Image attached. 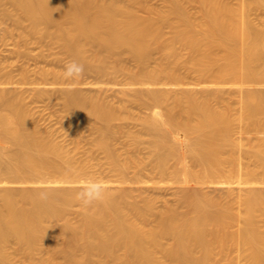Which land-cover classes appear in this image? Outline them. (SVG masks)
<instances>
[{"label": "bare ground", "instance_id": "1", "mask_svg": "<svg viewBox=\"0 0 264 264\" xmlns=\"http://www.w3.org/2000/svg\"><path fill=\"white\" fill-rule=\"evenodd\" d=\"M5 1L18 12L16 25L28 21L30 38L55 39L84 71L109 78L118 70L126 73L134 91L131 100L149 110L142 120L158 165L166 172L168 162H175L170 174L185 209L170 206L155 226L146 228L140 221L145 212L126 205V181L117 190L106 186L103 203L83 208L75 193L89 178V166L40 127L25 93L44 98L59 92L79 126L90 116L106 127L99 139L104 148L113 122L127 106L116 108L83 94L75 83L64 85L55 71L25 68L15 80L7 71L10 64L0 66V264H217L220 257L233 264V248L245 264H264V23L255 26L248 16L252 7L264 10V0H241L238 7L200 0L198 22L172 0L178 23L174 38L189 51L185 56L161 32L162 23H173L169 15H140L112 0ZM156 49L162 58L150 67ZM124 55L136 62L134 70L124 65ZM185 65L198 73V86L187 84L178 72ZM226 85L238 93L236 112L208 98H219ZM236 128L255 135V143L245 148L233 136ZM242 153L253 160L252 167H243ZM234 175L244 187L236 200L239 209L205 190ZM42 191L49 194L46 201L39 198ZM75 204L81 221L58 224ZM166 238L171 243L165 244ZM37 251L45 254L39 262L33 259ZM58 252L64 262L55 258ZM15 254L23 258L15 261Z\"/></svg>", "mask_w": 264, "mask_h": 264}, {"label": "rangeland", "instance_id": "2", "mask_svg": "<svg viewBox=\"0 0 264 264\" xmlns=\"http://www.w3.org/2000/svg\"><path fill=\"white\" fill-rule=\"evenodd\" d=\"M112 1H117L130 8L134 7L140 15H149L154 18L169 15L173 23H162L161 32L166 40L174 39L173 45L180 56L188 54L189 51L174 38L175 26L178 23L176 22L177 18L171 14L172 0H135L137 1L135 4L132 3V0ZM179 1L193 21L198 22L202 19L200 0ZM225 1L235 7L241 3V0ZM243 1L253 3L254 0ZM17 13L15 8L5 0L0 5V66L2 68L10 64L11 67L9 66V68L12 69L7 70L9 69L7 67L6 70L11 71L12 76L16 77L15 80L19 79L22 69L28 68L32 72L35 69L39 70L38 67L44 68L60 74V79L65 81L64 85L70 86L69 84L75 83L74 85H77L85 95L100 97L107 105L111 104L116 108L127 106L121 110L119 118L113 122L107 135V148H104L100 145L99 139L102 133H105L106 127L102 128L90 116H86L79 126L64 109L62 104L64 98L59 92H52L51 96L38 98L32 96V91H28L25 93V96H28L26 103L29 105V109L35 112L40 127L51 131L53 138L60 142L64 148L66 147L65 149L72 155H75L78 162H85L89 166V178L103 181L112 190H117L126 181L129 189L126 205L130 207L135 204L145 212L144 218H141L140 221L146 228L155 226L159 214L170 206L180 207V210H184L185 207L179 203L180 189L170 174L175 162L174 160L168 162L166 172L158 165L157 154L150 145L151 136L145 130L142 120L149 110L146 105L137 104L131 100L134 91L128 82L126 73L118 70L112 78H109L102 77L95 71H83L79 78L65 79V64L75 60L74 56L64 51L51 37L45 38L41 42L37 38H30L26 31L28 21L23 22L22 26L15 24ZM248 16L255 26L261 27L264 23V10L261 8L252 7ZM54 29L52 28V30ZM33 56L34 59H32ZM35 56H38V60ZM161 58L160 50H153L150 55L149 66L153 67ZM123 61L124 65L130 69L134 70L137 66L136 62L128 55L123 56ZM178 72L187 84L194 87L199 85L198 73L191 66H181ZM43 85L46 89L49 88L48 85ZM208 98L220 107L229 104L234 112L239 108L238 93L230 85L224 87L219 98L215 99L211 96ZM96 127H100V131L96 132ZM233 136L234 138H241L245 148L251 147L256 141L255 135L240 134L237 128ZM234 155L238 157L237 150ZM241 160L245 168L254 165L253 160L244 153L241 154ZM241 186L236 175H234L219 186L205 185V190L223 202L230 201L235 209H239L236 200L239 193L244 192V187ZM149 206L150 209H148ZM240 208L243 210V207ZM81 217L80 206L75 204L64 216V219L61 218L57 223L63 224L65 220L79 223ZM260 224L261 230L264 232V220ZM163 241L165 244L171 243L169 238ZM230 256L233 264H245L246 262L243 256H238L234 248L230 250ZM44 257L45 254L42 251L33 254V259L38 262ZM14 258L15 261L20 260L23 258V254H15ZM55 258L59 262L65 260L62 252L56 253ZM167 264L176 263L168 262ZM217 264H229V259L220 257Z\"/></svg>", "mask_w": 264, "mask_h": 264}, {"label": "clouds", "instance_id": "3", "mask_svg": "<svg viewBox=\"0 0 264 264\" xmlns=\"http://www.w3.org/2000/svg\"><path fill=\"white\" fill-rule=\"evenodd\" d=\"M84 71V65L73 60L65 64L64 77L65 79H76L82 76ZM107 196V188L103 181L88 178L84 180L79 190L75 193V199L79 204L88 209L96 204L103 203ZM41 200H47L49 194L46 191L39 193Z\"/></svg>", "mask_w": 264, "mask_h": 264}]
</instances>
